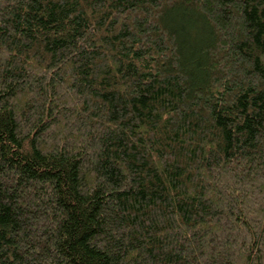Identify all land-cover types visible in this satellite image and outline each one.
Returning <instances> with one entry per match:
<instances>
[{"label":"trees","instance_id":"16d2710c","mask_svg":"<svg viewBox=\"0 0 264 264\" xmlns=\"http://www.w3.org/2000/svg\"><path fill=\"white\" fill-rule=\"evenodd\" d=\"M0 264H264V0H0Z\"/></svg>","mask_w":264,"mask_h":264}]
</instances>
